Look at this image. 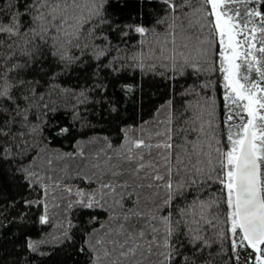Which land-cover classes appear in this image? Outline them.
<instances>
[{"label": "snow or ice", "instance_id": "6c2138e0", "mask_svg": "<svg viewBox=\"0 0 264 264\" xmlns=\"http://www.w3.org/2000/svg\"><path fill=\"white\" fill-rule=\"evenodd\" d=\"M5 2L0 166L15 165L25 188L42 189L41 225L50 224L52 196L61 215L54 241L76 243V217L89 264H264V0H138L130 23L113 11L126 0ZM145 4L160 6L151 27ZM89 68L98 78L78 94L63 87ZM128 76L140 93L145 78L167 89L150 120L123 125L117 143L97 135L64 156L41 147L81 119L73 113L76 123L61 126L52 95L85 103L103 91L118 118L125 98L136 99Z\"/></svg>", "mask_w": 264, "mask_h": 264}, {"label": "trees", "instance_id": "16d2710c", "mask_svg": "<svg viewBox=\"0 0 264 264\" xmlns=\"http://www.w3.org/2000/svg\"><path fill=\"white\" fill-rule=\"evenodd\" d=\"M9 2L15 3V0H6L5 8H7ZM124 2L125 0H121V3ZM126 3L127 6L124 8L117 7L113 9L121 22L130 23L135 19H139L137 16L138 0H126ZM159 8V5H155L154 11L153 6L144 5L143 20L149 27L157 19ZM205 33L207 34V29ZM211 54L212 49L210 48L209 55L211 56ZM91 72L90 68L87 72L81 69L65 76L63 78V87L75 89L78 94L86 82L90 83L98 78L93 77ZM127 79L129 82L135 83L137 87L136 99L125 98V103L121 105L118 118L109 111L107 100L102 99L104 96L103 91H100L99 95L95 91H90V99L85 103H79L78 100L82 98H78V96H74L71 93L67 95H52L51 102L59 109L56 115L61 126L76 123L73 113L81 119L79 127H74L71 135L65 138H58L41 147H47L50 154L64 156L77 150L79 147L77 141L83 144L87 139L95 138L97 135L106 136L113 143H117L120 139L118 130L123 125L139 126L142 120H150L154 110L166 98L167 89L162 83L157 84L153 80L145 78L143 80V93H140V80L132 81L131 76H128ZM209 90L216 97L217 106L222 113L223 90L215 78H213V83L209 85ZM108 95L111 96V88ZM45 98L48 99V97ZM37 151H40V149H37ZM36 163L38 166H42L43 160L38 158ZM76 163L78 161L73 162V174ZM14 167L15 165L11 167L8 165L0 166V264H89L88 257L78 251L83 236L79 219L69 217L76 224L74 236L76 243L58 245L54 241L53 236L59 230L57 225L61 221L60 209L51 207L54 201L50 195L48 197L50 224L41 225L39 216L43 212V207L37 208L36 203L38 200L45 199L42 189L37 187L32 190L31 186L25 188L23 186L24 181L19 178V173H16V178H14L12 172ZM54 174L57 178L64 175L58 168ZM67 183L82 186L81 181L75 178L68 180ZM55 196L58 198L59 192H56ZM25 200L32 201V206H25ZM83 219L86 220L87 218L84 217ZM103 222V219H101V223ZM29 240L39 245L36 252L28 250L26 245ZM217 260L219 261V257H217Z\"/></svg>", "mask_w": 264, "mask_h": 264}]
</instances>
